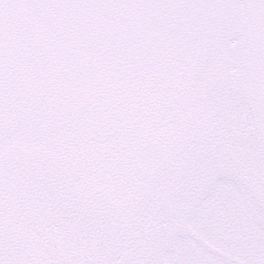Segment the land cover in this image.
Here are the masks:
<instances>
[{
    "label": "water",
    "instance_id": "1",
    "mask_svg": "<svg viewBox=\"0 0 264 264\" xmlns=\"http://www.w3.org/2000/svg\"><path fill=\"white\" fill-rule=\"evenodd\" d=\"M220 181L264 227V0H0V264H168Z\"/></svg>",
    "mask_w": 264,
    "mask_h": 264
},
{
    "label": "flooded vegetation",
    "instance_id": "2",
    "mask_svg": "<svg viewBox=\"0 0 264 264\" xmlns=\"http://www.w3.org/2000/svg\"><path fill=\"white\" fill-rule=\"evenodd\" d=\"M168 264H264V227L238 189L220 181L191 221Z\"/></svg>",
    "mask_w": 264,
    "mask_h": 264
}]
</instances>
